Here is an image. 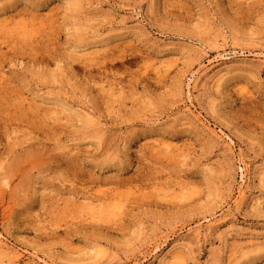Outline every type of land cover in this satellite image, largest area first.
I'll return each mask as SVG.
<instances>
[{"label": "rangeland", "instance_id": "1", "mask_svg": "<svg viewBox=\"0 0 264 264\" xmlns=\"http://www.w3.org/2000/svg\"><path fill=\"white\" fill-rule=\"evenodd\" d=\"M0 264H264V0H0Z\"/></svg>", "mask_w": 264, "mask_h": 264}]
</instances>
